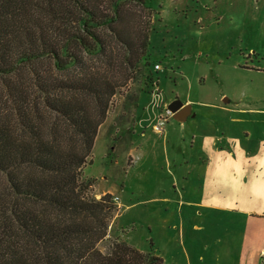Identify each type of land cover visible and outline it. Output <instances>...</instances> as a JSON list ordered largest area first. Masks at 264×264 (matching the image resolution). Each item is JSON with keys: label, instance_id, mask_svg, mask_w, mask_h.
I'll return each instance as SVG.
<instances>
[{"label": "rangeland", "instance_id": "374dc122", "mask_svg": "<svg viewBox=\"0 0 264 264\" xmlns=\"http://www.w3.org/2000/svg\"><path fill=\"white\" fill-rule=\"evenodd\" d=\"M146 4L125 15L128 30L145 25L150 65L113 98L82 168L90 195L118 210L97 247L124 240L162 264H264V0ZM174 101L194 116L156 132Z\"/></svg>", "mask_w": 264, "mask_h": 264}, {"label": "trees", "instance_id": "16d2710c", "mask_svg": "<svg viewBox=\"0 0 264 264\" xmlns=\"http://www.w3.org/2000/svg\"><path fill=\"white\" fill-rule=\"evenodd\" d=\"M135 4L149 9L0 0V264H162L124 240L98 249L118 210L82 176L113 98L150 65L145 25L127 29Z\"/></svg>", "mask_w": 264, "mask_h": 264}, {"label": "built area", "instance_id": "2783aa9c", "mask_svg": "<svg viewBox=\"0 0 264 264\" xmlns=\"http://www.w3.org/2000/svg\"><path fill=\"white\" fill-rule=\"evenodd\" d=\"M161 68L159 67V64H155L154 65V71L158 72ZM164 116H160L158 117V122L157 124L154 126V130L156 132H161L162 130V125L163 123L169 118L172 117L171 112L168 110V108L165 109V111L163 112Z\"/></svg>", "mask_w": 264, "mask_h": 264}, {"label": "water", "instance_id": "95a60500", "mask_svg": "<svg viewBox=\"0 0 264 264\" xmlns=\"http://www.w3.org/2000/svg\"><path fill=\"white\" fill-rule=\"evenodd\" d=\"M168 110L171 112L173 118H181L182 113L184 112L181 108V103L178 101H174L167 107Z\"/></svg>", "mask_w": 264, "mask_h": 264}, {"label": "crops", "instance_id": "0c3cea01", "mask_svg": "<svg viewBox=\"0 0 264 264\" xmlns=\"http://www.w3.org/2000/svg\"><path fill=\"white\" fill-rule=\"evenodd\" d=\"M189 102L188 101H186V102H184V103H181V108H180V110L181 109H183L184 110V112L182 113V115H181V119H187V118H189V117H193L194 115L192 114V107H193V105L191 104H188Z\"/></svg>", "mask_w": 264, "mask_h": 264}]
</instances>
